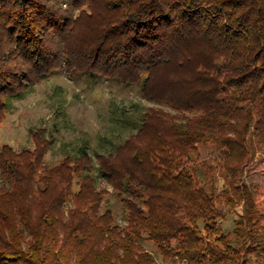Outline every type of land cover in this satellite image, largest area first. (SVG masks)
<instances>
[{
  "label": "trees",
  "instance_id": "16d2710c",
  "mask_svg": "<svg viewBox=\"0 0 264 264\" xmlns=\"http://www.w3.org/2000/svg\"><path fill=\"white\" fill-rule=\"evenodd\" d=\"M73 62L163 108L96 160L84 149L49 165L41 140L4 146L0 264H159L147 240L168 264L264 262V213L242 179L250 137L264 148V0H0V126L11 100ZM209 144L222 192L197 174ZM223 204L243 205L230 229Z\"/></svg>",
  "mask_w": 264,
  "mask_h": 264
},
{
  "label": "rangeland",
  "instance_id": "374dc122",
  "mask_svg": "<svg viewBox=\"0 0 264 264\" xmlns=\"http://www.w3.org/2000/svg\"><path fill=\"white\" fill-rule=\"evenodd\" d=\"M77 62L84 66L83 61ZM78 64L75 67L73 62L75 70H67L68 65L60 68L38 81L24 98L11 100L9 113L0 126V151L6 145L16 151H32L41 140L48 145L49 165L59 164L67 156H78L84 149L96 160L97 152L114 153L118 145L132 137L149 109L163 108L145 99L140 85L93 79L78 70ZM250 143L252 154L242 179L254 191L258 209L264 213V148L254 137H250ZM222 151L213 144L202 145L200 158L195 157L200 181L217 192L227 186L219 160ZM205 166L209 169H203ZM99 187L109 191L104 207H111L120 224L126 226L123 203L112 186L99 180ZM221 210L228 218L223 224L225 229L232 228L244 211L243 205L233 208L226 204ZM143 245L159 264H168L153 242L147 240ZM250 264L264 262L252 257Z\"/></svg>",
  "mask_w": 264,
  "mask_h": 264
}]
</instances>
